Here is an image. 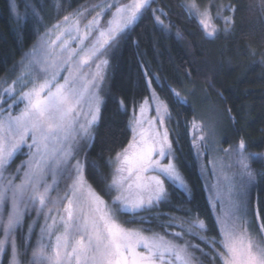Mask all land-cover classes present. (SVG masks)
<instances>
[{"label": "snow or ice", "instance_id": "obj_1", "mask_svg": "<svg viewBox=\"0 0 264 264\" xmlns=\"http://www.w3.org/2000/svg\"><path fill=\"white\" fill-rule=\"evenodd\" d=\"M154 2L80 5L0 77V264L9 250L8 264H25L22 257L26 264H264V204L250 197L257 178L264 177V168L253 167L264 163V152L250 150L243 135L222 147L215 123L198 119L187 96L145 62L138 66L148 94L131 100L127 144L89 158L111 96V57L145 12L151 10L162 29L170 27L161 18L167 14L151 7ZM180 6L208 38L234 29L236 5L222 4L214 15L213 0L204 6L184 0ZM93 9L98 11L87 18ZM214 20H222L223 29ZM259 63L264 65V55ZM157 87L194 113L185 126L205 194L203 210L180 170L169 101ZM117 103L127 114L125 101ZM18 154L25 159L9 171ZM173 190L186 197L174 205L183 217L159 210L173 206Z\"/></svg>", "mask_w": 264, "mask_h": 264}, {"label": "trees", "instance_id": "obj_2", "mask_svg": "<svg viewBox=\"0 0 264 264\" xmlns=\"http://www.w3.org/2000/svg\"><path fill=\"white\" fill-rule=\"evenodd\" d=\"M85 1L15 0L18 7L14 11L13 0H0V77L20 60L63 12ZM183 2L155 0L151 7L160 8L167 14L161 18L170 27L162 29L154 22L151 10L145 12L111 57V96L103 106L102 117L95 130V143L88 153L90 159L97 158L102 150L107 156L109 149L114 152L127 144L130 137L127 123L131 114V100L134 96L139 99L148 94L144 91L139 61L145 62L151 72L159 75L162 81L166 80L177 91L183 92L184 88L194 87L195 92L205 95L211 105L217 108L216 112L220 113L218 137L222 147H228L243 135L250 141V150L264 152V65L259 63L264 55V0H213V15L222 4L238 6L233 31H221L215 38L206 37L198 20L188 18L180 6ZM199 3L204 6L209 0H199ZM224 15L229 13L225 12ZM213 23L220 29L224 27L222 20H214ZM252 50L256 53L254 57L249 54ZM253 61L257 63L253 64ZM187 72L191 73V78L186 75ZM156 90L162 99L169 101L172 120L168 127L172 129V138L179 140L176 146L179 167L203 210L205 194L202 192V181L185 126V122L191 120L194 113L189 106L173 102L167 90L162 92L158 87ZM219 93L223 94V100ZM121 99L128 105L127 114L118 110L117 101ZM189 102L195 106L192 98ZM228 109H231L234 120L228 118ZM150 114L155 115L154 112ZM23 157L18 154L9 171L15 169ZM253 167L260 170L264 168V163L254 162ZM250 197L253 204L257 199L264 204V177L257 178L255 186L250 190ZM185 199L182 192L173 190V206L162 205L159 210L183 217L185 213L177 211L174 205ZM23 259L25 261L26 257Z\"/></svg>", "mask_w": 264, "mask_h": 264}, {"label": "rangeland", "instance_id": "obj_3", "mask_svg": "<svg viewBox=\"0 0 264 264\" xmlns=\"http://www.w3.org/2000/svg\"><path fill=\"white\" fill-rule=\"evenodd\" d=\"M97 2H98V0H86L85 2H83L80 5L90 6V5L95 4ZM77 7H75L74 9H76ZM74 9L63 12V14L59 17V19H61L64 15L72 12ZM95 11H98V9H93V10L89 11L87 13V18H90L92 15H94ZM107 18H108L107 16L104 17L105 20ZM52 38L54 39L55 37L53 36ZM37 42L35 44H37ZM35 44H33V46ZM9 82H10V80H9ZM190 88H193V87L184 88L183 92H181V91H178V92H180L182 96H187L188 100L192 98V100H193V102L195 104V115L197 116V118L198 119H202L206 124L214 122L215 125H216L217 135H218V128L220 127V124H221V120L218 119L219 118V114H220L219 111L216 112L217 108L216 107L214 108L211 105V103L207 100V98H205V95H200L198 92L194 91V93L189 96L188 95V89H190ZM25 151H26V149H25ZM23 159H25V158L23 157L20 160H23ZM34 216H35V213H32L31 217H34ZM31 219L28 218L29 221ZM41 221H43V217H41ZM37 231H38V229H37ZM9 255H10V250H9L8 255L6 256V257H8V259H9ZM22 259H23V257H22ZM26 261H27V257L25 259V264H26ZM7 264H8V260H7Z\"/></svg>", "mask_w": 264, "mask_h": 264}, {"label": "flooded vegetation", "instance_id": "obj_4", "mask_svg": "<svg viewBox=\"0 0 264 264\" xmlns=\"http://www.w3.org/2000/svg\"><path fill=\"white\" fill-rule=\"evenodd\" d=\"M37 229H38V226H37ZM33 240H35V237H33ZM6 256L7 255L3 256V264H7L8 257H6Z\"/></svg>", "mask_w": 264, "mask_h": 264}]
</instances>
